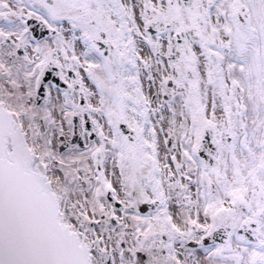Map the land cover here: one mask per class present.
<instances>
[{
    "label": "snow or ice",
    "instance_id": "1",
    "mask_svg": "<svg viewBox=\"0 0 264 264\" xmlns=\"http://www.w3.org/2000/svg\"><path fill=\"white\" fill-rule=\"evenodd\" d=\"M0 264H264V0H0Z\"/></svg>",
    "mask_w": 264,
    "mask_h": 264
}]
</instances>
